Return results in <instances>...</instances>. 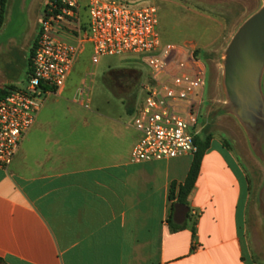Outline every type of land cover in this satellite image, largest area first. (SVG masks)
<instances>
[{"label":"crops","instance_id":"0c3cea01","mask_svg":"<svg viewBox=\"0 0 264 264\" xmlns=\"http://www.w3.org/2000/svg\"><path fill=\"white\" fill-rule=\"evenodd\" d=\"M87 46L63 89L47 97L71 90ZM29 72L27 62L0 89L24 87ZM47 97L11 164L0 166V264H264L248 244V181L232 147L211 139L189 215L174 214L183 226L174 231L169 188L183 183L192 156L134 164L131 121L54 111Z\"/></svg>","mask_w":264,"mask_h":264},{"label":"built area","instance_id":"2783aa9c","mask_svg":"<svg viewBox=\"0 0 264 264\" xmlns=\"http://www.w3.org/2000/svg\"><path fill=\"white\" fill-rule=\"evenodd\" d=\"M83 12V15L81 14ZM157 12L147 6L132 9L115 0H49L39 21L30 72L24 87L0 99V166L11 164L25 133L33 126L45 97L63 89L85 45L90 64L102 56L140 55L149 70L145 98L132 119L140 138L130 161L134 164L175 159L196 152L203 62L192 50L161 45ZM87 72L76 90L80 106L89 107Z\"/></svg>","mask_w":264,"mask_h":264},{"label":"rangeland","instance_id":"374dc122","mask_svg":"<svg viewBox=\"0 0 264 264\" xmlns=\"http://www.w3.org/2000/svg\"><path fill=\"white\" fill-rule=\"evenodd\" d=\"M115 1L124 2L132 9L155 7L160 44L185 47L203 62L205 87L199 110L198 126L201 125V130L198 135L202 139H215V145L221 141L238 154L248 181V244L254 256L264 262V134L248 136L230 113L223 87L225 50L241 25L262 7V0ZM44 6L43 0H6L0 27L4 26L5 31L0 37V81L3 77L16 79L22 74ZM90 56L91 48L87 46L70 79L71 90L47 97L44 106L58 112H99L120 116L129 125L145 98L142 87L149 80L145 61L142 56L132 54L102 56L91 66ZM86 69L92 71V77L86 79L88 109L73 102L74 89ZM260 90L264 100V70ZM132 132L137 142L140 135Z\"/></svg>","mask_w":264,"mask_h":264},{"label":"water","instance_id":"95a60500","mask_svg":"<svg viewBox=\"0 0 264 264\" xmlns=\"http://www.w3.org/2000/svg\"><path fill=\"white\" fill-rule=\"evenodd\" d=\"M262 7L237 30L225 50L223 87L230 113L248 136L264 134V0Z\"/></svg>","mask_w":264,"mask_h":264},{"label":"trees","instance_id":"16d2710c","mask_svg":"<svg viewBox=\"0 0 264 264\" xmlns=\"http://www.w3.org/2000/svg\"><path fill=\"white\" fill-rule=\"evenodd\" d=\"M50 2L59 0H49ZM5 4L6 0H0V27L3 23L4 13H5ZM37 40V36L33 42L32 48L29 52V66L31 64V57L33 54L34 46ZM196 56V55H195ZM10 89H0V99L4 97ZM211 138L206 137L202 139L199 135L194 137V145L196 147V152L192 156V161L187 173V176L182 184L171 183L169 188L168 199L171 202V214L167 220L168 224L170 225L171 229L174 231L182 229V225H178L174 220V214L176 212H181L185 218L189 215L188 209V196L191 190L194 187L196 179L199 174L200 164L202 158L209 148Z\"/></svg>","mask_w":264,"mask_h":264}]
</instances>
